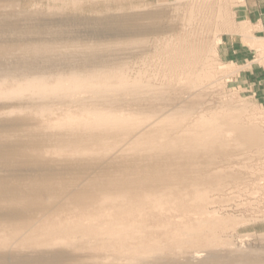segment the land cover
Masks as SVG:
<instances>
[{
  "label": "rangeland",
  "instance_id": "rangeland-1",
  "mask_svg": "<svg viewBox=\"0 0 264 264\" xmlns=\"http://www.w3.org/2000/svg\"><path fill=\"white\" fill-rule=\"evenodd\" d=\"M0 33V264H264V103L233 79L264 86V0H0Z\"/></svg>",
  "mask_w": 264,
  "mask_h": 264
},
{
  "label": "bare ground",
  "instance_id": "bare-ground-1",
  "mask_svg": "<svg viewBox=\"0 0 264 264\" xmlns=\"http://www.w3.org/2000/svg\"><path fill=\"white\" fill-rule=\"evenodd\" d=\"M109 17H110V16H109ZM4 20L6 21V18H5ZM4 20H2V21H4ZM86 20H87V18H86ZM11 21H12V20H11ZM72 21H73V20H72ZM93 21H94V20H93ZM121 21H122V20H121ZM75 22H76V21H75ZM100 22H101V21H100ZM68 23L70 24L71 21H68ZM80 23H81V21H80ZM114 23H115V22H114ZM114 23H113V24H114ZM4 24H8V22H6V23L4 22ZM11 24H12V23H11ZM30 24H31V23H30ZM48 24H49V23H48ZM72 24H73V23H72ZM78 24H79V23H78ZM89 24H90V23H89ZM44 25H46V24H44ZM64 25H66V24H64ZM70 25H71V24H70ZM85 25H86V24H85ZM87 25H88V24H87ZM99 25H100V24H99ZM104 25H105V24H104ZM118 25H119V22H118ZM120 25H121V24H120ZM120 25H119V27H120ZM1 26H2V25H1ZM4 26H5V25H4ZM7 26H8V25H7ZM32 26H33V24H32ZM55 26H56V25H55ZM55 26H54V27H55ZM115 26H116V24H115ZM26 27H27V26H26ZM30 27H31V26H30ZM91 27H92V26H91ZM105 27H106V26H105ZM117 27H118V26H117ZM32 28H34V27H32ZM41 28H42V27H40V29H41ZM64 28H65V27H64ZM70 28H71V27H70ZM70 28H69V30H70ZM48 29H49V28H48ZM50 29H51V28H50ZM54 29H55V28H54ZM59 29H60V28H59ZM52 30H53V28H52ZM52 30H48V32H49V31H52ZM109 30H110V29H109ZM54 31H55V30H54ZM54 31H53V32H54ZM101 31H102V30H101ZM110 31H111V30H110ZM10 32H11V30H10ZM10 32H9V33H10ZM1 33H2V31H1ZM1 33H0V36H1ZM5 33H6V32H5ZM54 33H55V32H54ZM56 33H57V32H56ZM115 33H117V32H115ZM129 33H131V32L129 31ZM18 34H19V33H18ZM48 34H50V33H48ZM52 34H53V33H52ZM58 34H60V33H58ZM58 34H57V35H58ZM3 35H4V34H2V36H3ZM5 35H6V34H5ZM21 35H22V34H21ZM42 35H44V34H42ZM42 35H41V36H42ZM53 35H55V34H53ZM128 35H129V34H128ZM34 36H36V35H34ZM38 36H40V35H38ZM44 36H45V35H44ZM50 36H51V34H50ZM64 36H65V35H64ZM67 36H68V35H67ZM109 36H110V35H109ZM126 36H127V35H126ZM4 37H5V36H4ZM4 37H3V38H4ZM68 37H69V36H68ZM97 37H98V36H97ZM127 37H128V36H127ZM5 38H6V37H5ZM5 38H4V39H5ZM34 38H35V37H34ZM36 38H37V36H36ZM36 38H35V40H36L37 42H38V40H39V42H42V40H43V38H41V39H42L41 41H40V39H38V38L36 39ZM46 38H47V37H46ZM46 38H45V40H43V41L46 42L45 44H44V42H43V44H44L45 46H46V44L49 42L48 40H46ZM63 38H64V37H63ZM65 38H66V37H65ZM71 38H72V37H71ZM0 39H1V38H0ZM23 39H24V38H23ZM27 39H28V37L26 38V40H27ZM48 39H49V37H48ZM107 39H108V37H107ZM51 40H53V38H52ZM51 40H50V41H51ZM1 41H3V40H1ZM6 41H7V40H6ZM6 41H5V42H6ZM8 41H9V40H8ZM8 41H7V42H8ZM29 41H30V40H28V42H29ZM47 41H48V42H47ZM104 41H105V40H104ZM113 41H114V40H113ZM13 42H15V41H13ZM33 43H35V42H33ZM28 44H29V43H28ZM59 44H61V43H59ZM0 45H1V44H0ZM35 45H36V46H42L41 43H39V44H36V43H35ZM35 45H34L33 48H36ZM48 45L50 46V44H48ZM64 45H65V44H64ZM92 45H93V43H92ZM103 45H105V44H103ZM109 45H110V44H109ZM1 46H2V45H1ZM16 46H17V42H16ZM28 46H29V49H31L32 44H29V45H27V46L25 45L24 47H28ZM49 46H48V47H49ZM51 46H52V45H51ZM111 46H112V45H111ZM2 47H3V46H2ZM18 47H19V45H18ZM7 48H8V47H7ZM69 48H70V47H69ZM19 49H21V48H19ZM26 49H27V48H25V49L23 48V50H26ZM37 49H38V48H37ZM49 49H50V48H49ZM57 49H58V48H57ZM7 50H8V49H7ZM23 50H21V51H23ZM38 50H39V49H38ZM46 50H47V51H46ZM53 50H54V49H53ZM55 50H56V49H55ZM59 50H60V49H59ZM69 50H70V49H69ZM71 50H72V49H71ZM1 51H2V50H1ZM27 51H28V49L25 51L26 55H27ZM60 51H61V50H60ZM62 51H63V50H62ZM62 51H61V52H62ZM9 52H10V51H9ZM13 52H14V51H12V53H13ZM29 52H30V50H29ZM29 52H28V53H29ZM33 52H34V51H33ZM47 52H48V53H47ZM63 52H64V51H63ZM66 52H67V51H66ZM2 53H3V52H2ZM17 53H18V52H17ZM34 53H35V52H34ZM45 53H46V54H45ZM57 53H58V52H57ZM68 53H69V52H68ZM68 53H67V54H68ZM13 54H14V53H13ZM23 54H24V52L22 53V55H23ZM42 54H43V52H42ZM42 54H41V55H42ZM47 54H52V56H53V57L56 56V58H57V55H60V56H61V54H57V55L55 54V55H54V53H52L51 51H50V53H49L48 49H45V50H44V55H47ZM67 54H66V55H67ZM76 54H77V53H76ZM4 55H5V54H4ZM10 55H11V54H10ZM17 55H18V54H17ZM36 55H37V53H36ZM36 55H35V56H36ZM44 55H42V56H44ZM1 56H2V55H1ZM12 56L15 57L14 55H12ZM24 56H25V55H24ZM24 56H22V57H24ZM29 56H30V53H29ZM32 56H33V54H32ZM35 56H33V57H34L33 59H36ZM37 56H38L39 58L41 57L40 55H37ZM48 56H49V55H47L46 57H48ZM52 56H51V57L49 56V57H50L51 59H53ZM63 56H64V55H63ZM63 56H62V57H63ZM67 56H68V55H67ZM85 56H86V55H85ZM13 57H12V58H13ZM22 57H21V58H22ZM38 57H37V58H38ZM44 57H45V56H44ZM62 57H60V58L62 59ZM71 57H72V56H71ZM27 58H28V57H27ZM13 59H14V58H13ZM28 59H29V58H28ZM40 59H41V58H40ZM46 59H47V58H46ZM51 59L48 61V64H49V65H47V66H50V65L52 66V65H54V64H57V65H55V67H58V65H59V64H58L59 59H56V60H57L56 62L54 61V60H55V57H54L53 61H52ZM65 59H67V58L65 57ZM68 59H69V58H68ZM71 59H72V58H71ZM29 60H30V59H29ZM29 60L25 59V57H24L23 59L15 60V62H16V61H17V62H16V64H15L14 68H13V69H12V68H9V69H10L11 71L13 70V72H14V70H16V68H18V70H19L20 68H21V69H26V70H27V69H29V70H31V69L34 70V69H35V71L32 70V71L34 72V74H35V72H37V71H36V68H37V66H39V64H37V65L32 64V62L34 63L35 61L29 62ZM31 60H32V58H31ZM31 60H30V61H31ZM38 60H39V59H38ZM83 60H84V59H83ZM13 61H14V60H13ZM41 61H44V62H43V66H44V64H45L44 68H43V66H42L43 70L45 69V70H44V74H45L46 69L53 70V69H52L53 66H52V67H51V66H50V67H46L47 60L45 61V60L43 59V60H41ZM61 61L63 62V60H61ZM45 62H46V63H45ZM67 62H68V60H67ZM60 63H61V62H60ZM63 63H65V62H63ZM70 63H71V62H70ZM87 63H88V61H87ZM4 64H7V63H4ZM68 64H69V63H68ZM79 64H80V63H79ZM88 64H89V63H88ZM7 65H8V64H7ZM70 65H71V64H70ZM1 66L6 67V66H4L2 63H1ZM10 66H12V65H10V63H9L8 67H10ZM63 66H64V65H63ZM71 66H73V65H71ZM71 66H70V67H71ZM39 67H40V66H39ZM45 67H46V68H45ZM59 67H60V66H59ZM53 68H54V67H53ZM72 68H73V67H72ZM72 68H71V69H72ZM99 68H100V67H99ZM9 69H5V71H7V70H9ZM40 69H41V68H40ZM96 70H97V69H96ZM32 71H31V72H32ZM47 71H48V70H47ZM75 71H76V69H75ZM0 72H1V71H0ZM2 72H3V71H2ZM19 72H20V71H19ZM39 72H41V71H39ZM54 72H55V70H54ZM77 72H78V71H77ZM90 72H91V71H90ZM92 72H94V70H93ZM6 73H7V72H6ZM47 73H48V72H47ZM65 73H66V71L64 72V74H65ZM67 73H68V72H67ZM71 73H72V71H71ZM100 73H101V72H100ZM104 73H105V72H104ZM21 74H24V73H21ZM29 74H30V73H29ZM38 74H40V73H38ZM38 74H37V75H38ZM73 74H74V73H73ZM105 74H106V73H105ZM6 75H7V74H6ZM24 75H25V74H24ZM26 75H27V74H26ZM32 75H33V73L31 74V76H32ZM41 75H43V73H41ZM46 75H47V77H48V74H46ZM46 75H45V76H46ZM62 75H63V74H62ZM65 75H66V74H65ZM71 75H72V74H71ZM74 75H75V74H74ZM76 75H77V74H76ZM76 75H75V76H76ZM93 75H94V74H93ZM102 75H103V74H102ZM102 75H101V76H102ZM8 76H9V75H8ZM13 76H14V75H13ZM33 76H34V75H33ZM35 76H36V75H35ZM45 76H44V79H45ZM53 76H54V75H53ZM56 76H57V75H56ZM72 76H73V75H72ZM72 76H70V78H71ZM75 76H73V78H74ZM14 77H15V76H14ZM14 77H13V78H14ZM76 77H77V76H76ZM23 78H25V77H23ZM51 78H53L52 75H51ZM60 78H61V77H60ZM90 78H91V77H90ZM92 78H93V77H92ZM111 78H112V77H110V79H111ZM11 79H12V77H11ZM17 79H18V78H17ZM19 79H20V77H19ZM25 79H26V78H25ZM31 79H32V78H31ZM35 79H37V80H33V79L30 80V79H29V80H30L29 82H32V83H29V82H28V84H30V86H31V84H33V86L38 84L37 86H41V87H45V88L51 87V86H50L51 84H49V82L46 81V80L43 81L41 77H39V76L37 77V76H36ZM58 79H59V78H58ZM62 79L64 80V78H62ZM68 79H69V78H68ZM74 79H75V78H74ZM56 80H57V79H56ZM60 80H61V79H60ZM72 80H73V79H72ZM76 80H77V78H76ZM111 80H112V79H111ZM118 80H119V79H118ZM15 81H16V79L13 80V81L11 82L12 85H14ZM18 81H19L18 83H20L19 85L24 84V83H21L20 80H18ZM22 81H24V79H22ZM25 81H28V79H26ZM52 81H53V80H52ZM52 81H51V82H52ZM9 82H10V81H9ZM63 82H64V81H63ZM65 82H66V81H65ZM110 82H111V81H110ZM11 83H9V85H10ZM16 83H17V82H16ZM26 83H27V82H26ZM26 83H25V84H26ZM93 83H94V82H93ZM25 84H24V85H25ZM28 84H27V85H28ZM66 84H67V82H66ZM12 85H10V87H11ZM16 85H17V84H16ZM16 85H15V86H16ZM19 85H18V86H19ZM24 85H23V86H24ZM54 85H55V84H54ZM58 85H60V83H59ZM52 86H53V85H52ZM56 86H57V84H56ZM25 87L27 88L28 86L25 85ZM13 88H14V87H12V89H13ZM20 89H22V87H21ZM23 89H24V87H23ZM23 89H22V90H23ZM37 89H38V88H37ZM17 90H18V89H17ZM35 95H36V94H34V96H35ZM61 98H62V97H61ZM61 98H60V99H61ZM35 99H36V98H35ZM38 99H39V98H38ZM30 101H31V100H30ZM44 103H45V101H44ZM30 104H31V103H30ZM47 104H48V103H47ZM33 105H34V104H33ZM36 106H38V105L36 104ZM31 108H32V107H31ZM30 110H31V109H30ZM37 110H38V109H37ZM39 110H40V109H39ZM49 112H50V111H49ZM1 124H3V123H1ZM3 125H4V124H3ZM3 125H0V126H3ZM5 126H6V124H5ZM5 126H3V128H5ZM106 127H107V126H106ZM99 128H100V127H99ZM96 129H97V127H96ZM96 129H93V130H96ZM99 131H100V130H99ZM0 132H1V130H0ZM94 132H95V131H94ZM72 133H73V132H72ZM99 133H100V132H99ZM101 133H102V132H101ZM106 133H107V132H106ZM86 134H87V133H86ZM91 134H92V133H91ZM75 135H76V134H75ZM95 135H96V133H95ZM95 135H94V136H95ZM87 136H88V135H87ZM89 136H90V135H89ZM92 136H93V135H92ZM71 137H72V136H71ZM85 137H86V136H85ZM90 137H91V136H90ZM95 137H96V136H95ZM95 137H94V138H95ZM107 137H108V136H107ZM67 138H68V137H67ZM81 139H83V138H81ZM84 139H85V138H84ZM90 139H91V138H90ZM99 139H100V138H99ZM64 140H65V139H64ZM68 140H69V139H68ZM71 140H72V139H71ZM78 140H79V139H78ZM92 140H93V139H92ZM94 140H96V138H95ZM94 140H93V141H94ZM69 141H70V140H69ZM69 141H68V142H69ZM85 141H86V139H85ZM96 142H97V141H96ZM98 142H99V141H98ZM72 143H73V141H72ZM89 143H91V140H90ZM68 144H69V143H68ZM70 144H71V143H70ZM102 144H103V143H102ZM64 145H65V144H64ZM94 145H95V144H94ZM73 146H74V145H73ZM165 146H166V145H165ZM77 147H78V145H77ZM77 147H76V148H77ZM83 147H84V146H83ZM170 147H171V146H170ZM66 148H67V147H66ZM94 148H95V147H94ZM97 148H98V147H97ZM165 148H166V147H165ZM174 148H175V147H174ZM174 148H172V149H174ZM166 149H167V148H166ZM64 150H65V148H64ZM77 150H78V149H77ZM86 150H87V149H86ZM89 150H90V149H89ZM167 150H168V149H167ZM180 150H181V149H180ZM65 151H66V150H65ZM74 151H75V150H74ZM172 151H173V150H172ZM77 152H78V151H77ZM170 152H171V151H170ZM88 153H89V152H88ZM94 153H95V152H94ZM171 153H172V152H171ZM177 153H178V152H177ZM96 154H97V153H96ZM73 155H74V154H73ZM177 156H179V155H177ZM180 156H181V155H180ZM96 157H99V156H96ZM96 157H95V158H96ZM156 157H157V156H156ZM159 157H160V156H159ZM186 157H187V156H186ZM78 158H79V157H78ZM90 158H92V157H90ZM161 158H163V157H161ZM80 159H81V158H80ZM180 159H181V157H180ZM183 159H185V158H183ZM187 159H188V158H187ZM78 160H79V159H78ZM88 160H89V158H88ZM187 161H188V160H187ZM80 162H82V161H80ZM96 162H98V161H96ZM189 162H190V161H189ZM77 163H78V162H77ZM90 163H92V162H90ZM162 163H163V162H162ZM167 163H169V162H167ZM179 163H180V162H179ZM124 164H125V162H124ZM126 164H128V163H126ZM160 164H161V163H160ZM72 165H73V164H72ZM72 165H71V166H72ZM82 165H83V164H82ZM158 165H159V163H158ZM164 165H165V164H164ZM164 165H163V169H164ZM29 166H30V165H29ZM64 166H65V165H64ZM77 166H78V165H77ZM127 166H128V165H127ZM127 166H126V167H127ZM130 166H132V165H130ZM133 166H134V165H133ZM133 166H132V167H133ZM161 166H162V165H161ZM161 166H160V168H162ZM26 167H27V166H26ZM65 167H66V166H65ZM68 167H70V166H68ZM79 167H80V165H79ZM92 167H93V166H92ZM94 167H95V166H94ZM120 167H121V166H120ZM122 167H123V166H122ZM134 167H135V166H134ZM136 167H137V166H136ZM151 167H152V166H151ZM166 167H167V166H166ZM166 167H165V168H166ZM29 168H30V167H29ZM33 168H34V167H33ZM70 168H72V167H70ZM70 168H69V170H70ZM80 168H81V167H80ZM139 168H140V167H139ZM157 168H158V167H157ZM37 169H38V167H37ZM65 169H66V168H65ZM73 169H74V168H73ZM77 169H78V168H77ZM77 169H76V170H77ZM83 169H84V168H83ZM111 169H112V168H111ZM125 169H126V168H125ZM125 169H124V170H125ZM128 169H129V168H128ZM128 169H127V170H128ZM133 169H134V168H133ZM78 170H79V169H78ZM119 170H120V169H119ZM122 170H123V169H122ZM169 170H170V169H169ZM27 171H29V170H27ZM31 171H32V170H31ZM31 171H30V172H31ZM36 171H37V170H36ZM67 171H68V170H67ZM80 171H81V169H80ZM117 171H118V170H117ZM130 171H131V170H130ZM137 171H138V170H137ZM155 171H156V170H155ZM157 171H158V169H157ZM161 171H162V170H161ZM163 171H164V170H163ZM163 171H162V172H163ZM170 171H171V170H170ZM30 172H28V173H30ZM33 172L35 173L34 170L32 171V174H33ZM82 172H83V171H82ZM82 172H80V173H82ZM85 172H86V171H85ZM111 172H112V171H111ZM133 172H134V170H133ZM135 172H136V170H135ZM150 172H151V171H150ZM179 172H180V171H179ZM25 173H26V172H25ZM28 173H26V175H28ZM103 173H105V172H103ZM123 173H125V172H123ZM141 173H143V172H141ZM146 173H147V172H146ZM155 173H156V172H155ZM163 173H164V172H163ZM37 174H38V172H37ZM41 174H43V173H41ZM73 174H75V173H73ZM111 174H112V173H111ZM118 174H119V173H118ZM121 174H122V173H121ZM128 174H129V173H128ZM138 174H139V173H138ZM26 175H25V174H22V176H24V177H26ZM29 175H30V174H29ZM47 175H48V173H47ZM49 175H50V174H49ZM49 175H48V176H49ZM106 175H107V174H106ZM119 175H120V174H119ZM126 175H127V174H126ZM129 175H130V174H129ZM160 175H161V173H160ZM30 176H31V175H30ZM30 176H28L30 179L27 177L29 180H31V178H32V177H30ZM43 176L45 177V175H43ZM84 176H85V174H84ZM87 176H88V174H87ZM130 176H131V175H130ZM140 176L143 177L142 175H140ZM34 177H35V176H33V178H34ZM37 177H39V176H37ZM125 177H126V176H125ZM127 177H129V176H127ZM21 178L23 179V177H21ZM33 178H32V180H34ZM46 178H47V177H46ZM46 178H42V179H46ZM50 178H51V177H50ZM81 178H82V177H81ZM106 178H107V177H106ZM135 178H136V177H135ZM135 178H134V179H135ZM38 179H40V177H39ZM113 179H114V178H113ZM118 179H119V178H118ZM118 179H117V176H116V180H118ZM121 179L123 180L124 178L121 177ZM134 179H132V180H134ZM136 179H137V178H136ZM138 179H140V178H138ZM141 179H142V178H141ZM143 179H144V177H143ZM143 179H142V180H143ZM146 179H148V176L146 177ZM149 179H151V178H149ZM158 179H159V178H158ZM23 180H24V179H23ZM25 180H26V179H25ZM32 180H31V181H32ZM35 180H37V178H36ZM125 180H126V178H125ZM160 180H161V179H160ZM0 181H1V180H0ZM31 181H30V182H31ZM40 181H41V180H40ZM42 181H43V180H42ZM42 181H41V183L43 184L44 182H42ZM136 181H137V180H136ZM144 181H145V180H144ZM178 181H179V180H178ZM1 182H2V181H1ZM1 182H0V183H1ZM21 182H23V181H21ZM36 182H37V181H35V182H33V183L36 184ZM118 182H119V181H118ZM121 182H122V181H121ZM130 182H131V181H130ZM130 182H129V183H130ZM137 182H138V181H137ZM141 182H142V183H145V182H143V181H141ZM146 182H148V180H147ZM149 182H150V181H149ZM152 182H154V181H152ZM155 182H156V181H155ZM168 182H169V181H168ZM24 183H25V182H24ZM26 183H27V182H26ZM26 183H25V184H26ZM33 183L31 182V184H33ZM39 183H40V182H39ZM45 183H46V182H45ZM45 183H44V184H45ZM132 183H134V181L131 182V184L129 185V188L133 185ZM142 183H141V185H142ZM27 184L29 185L30 183L28 182ZM27 184H26L25 186H27ZM121 184H122V183H121ZM134 184H135V183H134ZM136 184H137V183H136ZM139 184H140V181H139L138 184L136 185V186H139V188L136 187V186H135V188H134L133 186H132V187H133L134 189H136V190H137V188L140 190L141 188H140V185H139ZM171 184H172V183H171ZM1 185H2V184H0V186H1ZM38 185H39V184H38ZM98 185H99V184H98ZM117 185H118V184H117ZM126 185H128V184L126 183ZM21 186H24V185L21 184ZM42 186H43V185H42ZM100 186H102V185H100ZM111 186H112V184H111ZM29 187L31 188V186H29ZM29 187L27 188L28 190L30 189ZM33 187L36 188V186H34V185H33ZM33 187H32V188H33ZM38 187H40V186H38ZM38 187H37V188H38ZM95 187H96V186H95ZM97 187H98V186H97ZM122 187H123V186H122ZM122 187H121V188H122ZM125 187H126V186H125ZM141 187H142V186H141ZM164 187H165V186H164ZM0 188H1L0 191L2 192V188L4 189V188H7V187H4V185H3V186H1ZM20 188H21V187H20ZM37 188H36V189H37ZM104 188H105V187H104ZM119 188H120V187H119V185H118V189H119ZM126 188H127V187H126ZM133 188H132V189H133ZM144 188H145V186H144ZM8 189H9V188H7V191H8ZM10 189H11V188H10ZM10 189H9V190H10ZM13 189H14V188H13ZM17 189H18V188H17ZM27 189H26V191H28ZM36 189L34 190V188H33L34 194H36L35 191H37V193H38V191H39L40 189H41L40 192L43 191L42 187H40V189H38V190H36ZM106 189H107V188H106ZM130 189H131V188H130ZM132 189H131V190H132ZM4 190H5V189H4ZM4 190H3V192H5ZM24 190H25V188H24ZM24 190H23V187H22V191H24ZM91 190H92V189H91ZM94 190H95V189H94ZM109 190H110V189H109ZM120 190H121V189H120ZM127 190H128V189H127ZM139 190H138V191H139ZM168 190H169V189H168ZM10 191H12V189H11ZM17 191H18V190H17ZM20 191H21V190H20ZM26 191H24V192L26 193ZM99 191H100V190H99ZM3 192H2V193H3ZM13 192H16V191L14 190ZM13 192H12V193H13ZM24 192H23V194H24ZM31 192H32V190H31ZM102 192H103V191H102ZM105 192H106V191H105ZM107 192H108V191H107ZM123 192H124V191H123ZM167 192H168V191H167ZM167 192H166V193H167ZM7 193H9V192H7ZM10 193H11V192H10ZM12 193H11V195H12ZM17 193H18V192H17ZM27 193H28V192H27ZM100 193H101V192H100ZM121 193H122V192H121ZM18 194H19V193H18ZM20 194H22V193H20ZM30 194H31V196L33 195L32 193H30ZM41 194H42V193H41ZM124 194H125V193H124ZM5 195H6V192H5ZM11 195L8 194V195H7V198H8V197H11ZM36 195H37V199L40 198V197L42 196V195H40V197H39L38 194H36ZM121 195H123V194H121ZM1 196H2V195H1ZM3 196H4V195H3ZM3 196H2V198H3ZM17 196H18V195H17ZM17 196H16V197H17ZM19 196L21 197V198H20L21 203H23V201H22V200H24L23 197H22L21 195H19ZM19 196H18V197H19ZM33 196H35V195H33ZM33 196H32V197H33ZM113 196H115V195L113 194ZM124 196H125V195H124ZM165 196H166V194H165ZM16 197H14V198L16 199ZM18 197H17V200L19 199ZM25 197H26V195H25ZM29 197H30V195L28 196V198H29ZM35 197H36V196H35ZM2 198H1V200H2ZM4 198L6 199V196H5ZM26 198H27V197H26ZM28 198H27V200H29ZM33 198H34V197H33ZM33 198H32V200H33ZM43 198H44V197H43ZM8 199H9V198H8ZM8 199H7V200H8ZM12 199H13V197H12ZM21 199H22V200H21ZM1 200H0V202H1ZM7 200H6V201H7ZM17 200H16V201H17ZM40 200H42V198H40ZM43 200H44V199H43ZM4 201H5V200L3 199L2 202H4ZM12 201H13V200H12ZM12 201L10 200V201H8V203H9V202L11 203ZM14 202H15V200H14ZM18 202H19V201H18ZM8 203H7V204L4 203V204H5V205H9L10 203H9V204H8ZM12 203H13V202H12ZM26 203H27V202H26ZM26 203L24 204L25 207L27 206ZM38 203H40V202H38ZM1 204H2V203H1ZM14 204H15V205H18L19 203H18V204L14 203ZM19 205H22V204H19ZM19 205H18V206H19ZM20 207H22V206H20ZM25 207H24V208H25ZM26 209H28V208H25V210H26ZM22 210L24 211L23 208H22ZM0 212H1V210H0ZM2 214H4V213H2ZM2 214H0V218H1V215H2ZM10 214H11V213H10ZM13 215H14V214H13ZM13 215L11 214L10 217H13ZM3 216H4V215H3ZM5 216H7V215H5ZM4 218H5V217H4ZM4 218L2 217V219H4ZM2 219H1V220H2ZM6 219H7V217H6ZM8 219H9V218H8ZM10 219H11V218H10Z\"/></svg>",
  "mask_w": 264,
  "mask_h": 264
},
{
  "label": "crops",
  "instance_id": "crops-1",
  "mask_svg": "<svg viewBox=\"0 0 264 264\" xmlns=\"http://www.w3.org/2000/svg\"><path fill=\"white\" fill-rule=\"evenodd\" d=\"M249 16H250V11L244 10L243 16H239L238 21H236L237 26H239V28L240 26L241 28H244L246 26L248 27L251 26L254 28V26L256 25L252 22ZM220 42H221L219 45L220 57L222 61L227 62L228 64L234 66H244L245 62H248V60H250V58L253 57V51L255 49V46L253 45V42L251 43L245 37H241V38L238 37L236 39L232 38L228 40V42L222 39ZM234 77L235 78L233 79H240L242 80V82L245 83V85L248 84L249 89L256 88V91L263 98L262 102L264 103V86L262 89H260L259 86L262 84V80L258 76V74L254 72V70L247 69L246 72H241V70H239Z\"/></svg>",
  "mask_w": 264,
  "mask_h": 264
}]
</instances>
